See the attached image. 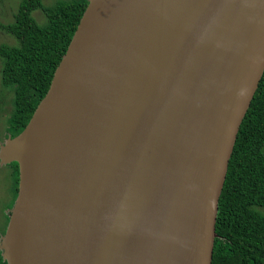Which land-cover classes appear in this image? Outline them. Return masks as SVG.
Instances as JSON below:
<instances>
[{
  "label": "water",
  "instance_id": "water-1",
  "mask_svg": "<svg viewBox=\"0 0 264 264\" xmlns=\"http://www.w3.org/2000/svg\"><path fill=\"white\" fill-rule=\"evenodd\" d=\"M264 74V0H89L19 166L7 264H212Z\"/></svg>",
  "mask_w": 264,
  "mask_h": 264
},
{
  "label": "trees",
  "instance_id": "trees-1",
  "mask_svg": "<svg viewBox=\"0 0 264 264\" xmlns=\"http://www.w3.org/2000/svg\"><path fill=\"white\" fill-rule=\"evenodd\" d=\"M2 1V0H0ZM89 0H20L10 22L0 30L12 40L0 45V93L11 106L3 140L18 136L45 97L54 72L66 53ZM43 18L39 23L33 13ZM1 99V98H0ZM8 187L19 186V166H7ZM3 168V167H2ZM9 180V177L7 176ZM0 237L9 222L4 214ZM212 264H264V74L241 124L219 200ZM0 264H7L0 252Z\"/></svg>",
  "mask_w": 264,
  "mask_h": 264
},
{
  "label": "rangeland",
  "instance_id": "rangeland-1",
  "mask_svg": "<svg viewBox=\"0 0 264 264\" xmlns=\"http://www.w3.org/2000/svg\"><path fill=\"white\" fill-rule=\"evenodd\" d=\"M58 1H72V0H42L45 5H52ZM20 0H2L0 1V23L6 24L10 22L13 18L19 6ZM38 12H34L33 16L37 19L39 23H43V18L39 16ZM13 40L4 32L0 30V45H11ZM1 66V65H0ZM3 93H0V98L2 99ZM3 142V132L0 130V145ZM10 169L5 167H0V225L4 223V214L9 210L10 202L8 201L9 193L6 183L3 177L9 173Z\"/></svg>",
  "mask_w": 264,
  "mask_h": 264
},
{
  "label": "flooded vegetation",
  "instance_id": "flooded-vegetation-1",
  "mask_svg": "<svg viewBox=\"0 0 264 264\" xmlns=\"http://www.w3.org/2000/svg\"><path fill=\"white\" fill-rule=\"evenodd\" d=\"M0 92H1V90H0ZM10 109H11V106H10L8 103H4V100H3V99H0V130H1L2 132H4V130H5V128H6V119H7V117H8L9 112H10ZM5 134H7V138H6L5 140H3V142H2L1 145H3L4 142H5L8 138H12V137L10 136L9 133H6V132H5ZM1 145H0V146H1ZM13 163H14V162H13ZM10 164H12V163H10ZM10 164H6V165H3V166L0 165V167H5V166H8V165H10ZM7 168H8V167H7ZM7 176L9 177V180L7 179ZM3 180H4L5 183H6V181H10V182H11V174H7V175H5V176L3 177ZM6 186H7L8 193H9L8 201L11 202L12 197H13V194H12L11 191L9 190L8 182L6 183ZM13 205H14V204H13ZM9 210H10V209H9ZM9 210H8V212L6 213V214H8V216H9Z\"/></svg>",
  "mask_w": 264,
  "mask_h": 264
}]
</instances>
